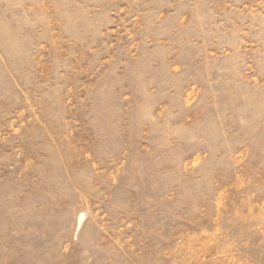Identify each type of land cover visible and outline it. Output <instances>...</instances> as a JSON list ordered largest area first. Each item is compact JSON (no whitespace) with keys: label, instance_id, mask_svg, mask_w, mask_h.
Wrapping results in <instances>:
<instances>
[{"label":"rangeland","instance_id":"1","mask_svg":"<svg viewBox=\"0 0 264 264\" xmlns=\"http://www.w3.org/2000/svg\"><path fill=\"white\" fill-rule=\"evenodd\" d=\"M0 264H264V0H0Z\"/></svg>","mask_w":264,"mask_h":264}]
</instances>
